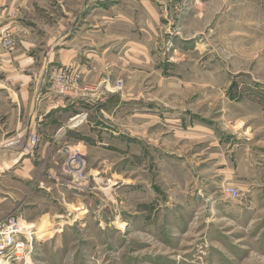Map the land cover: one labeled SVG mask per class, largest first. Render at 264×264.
Wrapping results in <instances>:
<instances>
[{
  "label": "rangeland",
  "instance_id": "obj_1",
  "mask_svg": "<svg viewBox=\"0 0 264 264\" xmlns=\"http://www.w3.org/2000/svg\"><path fill=\"white\" fill-rule=\"evenodd\" d=\"M1 98L3 264H264V0H0Z\"/></svg>",
  "mask_w": 264,
  "mask_h": 264
},
{
  "label": "crops",
  "instance_id": "obj_2",
  "mask_svg": "<svg viewBox=\"0 0 264 264\" xmlns=\"http://www.w3.org/2000/svg\"><path fill=\"white\" fill-rule=\"evenodd\" d=\"M76 34H78V29L77 28H75V27H73V26H69L68 27V30H67V35H68V37L69 36H71V35H76ZM89 41H91L90 39H89ZM22 58V60H26V59H28V56H22L21 57ZM26 89V88H25ZM9 98H11L12 97V100H15V102H17L18 101V95L16 94V93H14V94H10V96H8ZM24 100H26V104H27V102H28V99L27 98H25ZM9 103V101H7L5 98H1L0 99V108L2 109V108H6L7 107V104ZM19 104V103H18ZM33 107V108H32ZM31 108H30V110H32V109H34V106H32ZM16 107H14L13 108V110H12V114L9 116V118L11 119L10 120V125L12 124V127L13 128H11L10 130H12V129H14L13 130V135H15L16 134V131L17 130H20V127H21V118H20V116H17L16 115ZM76 115H80L78 118H80L82 115L81 114H78V113H76ZM76 115H74V117L76 116ZM25 116L26 115H24L23 116V119L25 120V122L24 123H27L28 122V119L27 118H25ZM73 117V118H74ZM3 118V117H2ZM30 118V117H29ZM72 118V119H73ZM78 118L76 119V122H77V120H78ZM1 119V118H0ZM46 121V124H47V120H45ZM1 122V121H0ZM73 122H75V119H74V121ZM72 122V123H73ZM75 122V123H76ZM5 123H3V124H1V126H0V133L4 136L5 134H6V132H7V129H9V127L7 126V128L6 129H4L3 128V125H4ZM3 136H0V140L2 141V138H3ZM11 137V136H10ZM9 137V138H10ZM7 145H10L9 143H6V141H5V143L4 142H0V156H3V158H6V156H8L7 154L8 153H16L17 154V150L16 149H14V148H12V147H8ZM9 158H11V157H9ZM16 161H17V159L16 160H12L8 165H0V175L2 174V175H4V174H6V173H4L5 172V168H9L10 166H15L14 164L16 163ZM1 212H3V211H0V214H1Z\"/></svg>",
  "mask_w": 264,
  "mask_h": 264
},
{
  "label": "bare ground",
  "instance_id": "obj_3",
  "mask_svg": "<svg viewBox=\"0 0 264 264\" xmlns=\"http://www.w3.org/2000/svg\"><path fill=\"white\" fill-rule=\"evenodd\" d=\"M79 116L80 115H76L73 118V120L74 119L76 120ZM73 158H77V157H73ZM16 221H17L16 226L13 223V221L9 223L7 227H1L0 225V236L2 237L4 234H5L4 236H7L10 234V235H14L15 237H18L20 235V232H23L24 230L29 231V228L27 227V225L20 223V220H18L17 218H16ZM29 234H30V231H29ZM19 250H21V248H19ZM0 264H3L1 258H0Z\"/></svg>",
  "mask_w": 264,
  "mask_h": 264
},
{
  "label": "built area",
  "instance_id": "obj_4",
  "mask_svg": "<svg viewBox=\"0 0 264 264\" xmlns=\"http://www.w3.org/2000/svg\"><path fill=\"white\" fill-rule=\"evenodd\" d=\"M11 222H12V221H11ZM11 222H10V223H11ZM13 223L15 224V226L17 225V222H15V220L13 221Z\"/></svg>",
  "mask_w": 264,
  "mask_h": 264
}]
</instances>
